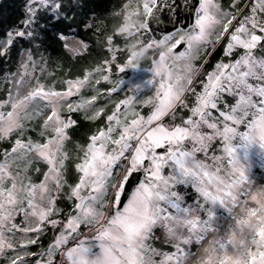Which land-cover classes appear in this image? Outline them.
<instances>
[{
    "label": "snow or ice",
    "instance_id": "1",
    "mask_svg": "<svg viewBox=\"0 0 264 264\" xmlns=\"http://www.w3.org/2000/svg\"><path fill=\"white\" fill-rule=\"evenodd\" d=\"M32 4L38 7L25 4L27 24L38 22L41 9L70 18L68 5L56 0ZM193 12L192 26L182 27ZM115 15L121 23L105 37L109 57L82 75L62 79L60 87L42 82L26 49L20 71L0 81L11 84L0 94V144L9 142L0 148V261L264 264V185L257 187L251 173L253 154L264 160V0H229L226 7L222 0H126ZM153 24L173 30L146 42L142 34L155 31ZM34 31L10 29L0 60L20 38L38 39ZM116 36L125 43L114 44ZM57 38L74 56L89 49L84 40L67 42L63 32ZM221 42L223 56L235 58L204 73ZM143 61L153 95H136L142 84L133 81V95L113 99L126 87L113 69L139 71ZM75 113L90 122L103 117V124L73 155L67 145L78 126ZM37 120L34 140L26 133ZM137 175L143 179L133 186ZM178 186L198 199L186 203ZM218 209L230 220L223 232ZM49 229L54 236L45 247L41 236ZM157 229L172 251L153 245ZM193 243L200 245L195 254L187 247Z\"/></svg>",
    "mask_w": 264,
    "mask_h": 264
},
{
    "label": "trees",
    "instance_id": "2",
    "mask_svg": "<svg viewBox=\"0 0 264 264\" xmlns=\"http://www.w3.org/2000/svg\"><path fill=\"white\" fill-rule=\"evenodd\" d=\"M57 1L68 5L64 11L66 14H70V18L64 19L63 17H60L57 19L53 12L48 11L45 14L43 9H41L40 12H38V22L27 24L25 21L28 19L29 14L26 10L25 4L28 3L33 7H37V5L32 4V0H0V41H3L5 34L10 29L14 31L35 30L34 34L39 37L38 39H32L25 36L24 38H20L13 45L9 55L0 60V81L5 78L10 80L12 74L20 71V64L26 59V49L31 51V54L37 62L36 75H40L43 78L47 76L48 79L50 77V81L56 82L57 87H60L59 81L62 79L80 76L86 68H91L96 62L100 61L102 56L99 51L98 41L100 39L103 40L108 31H110V34L113 33V29L118 23V18L115 15V12L126 3V0ZM49 17L53 18L49 19ZM85 22L92 23L93 28H84ZM97 25H99V30H97ZM61 32H63L67 38L76 37L77 39L87 42L89 44L88 51L79 56H74L72 53L68 52L64 47L65 41H61L57 38V34ZM114 40L115 43L118 42V44L124 42L120 36H116ZM233 57H235V55ZM224 58L223 42H221L216 46V49L211 56L207 58V63L204 64L203 72L207 73L212 70L215 63ZM42 62L45 68L44 73L39 71ZM200 62L201 61H197L196 63L199 64ZM48 73H52V75L49 76ZM202 77L203 74L200 79ZM50 81L46 83H50ZM5 87L11 88V84L0 83V94L3 93ZM84 94L91 95V91L85 90ZM104 102L105 101L102 100L98 103L103 104ZM147 110L148 108H144L143 111L147 112ZM184 115H187V113L185 112ZM73 118L78 120V126L70 130L72 140L68 143L67 147H69L72 153L75 154L77 152L75 145L87 143V138L90 133L97 127L102 126L103 117L99 121L90 122L87 119H84L81 113H75L73 114ZM34 124L35 123L32 122L29 125V131H27L26 136H30L35 140L39 138L37 135L39 132V126ZM32 128H35V131H33ZM8 145L9 142L4 141L0 144V148L8 147ZM39 166L42 169L44 167L42 163L39 164ZM181 190H185L187 201L192 202L193 198L196 196L194 190L189 186H186ZM156 234L161 236L159 229L156 230ZM53 236L54 230L49 229L41 236V244L46 247L53 239ZM153 243L161 249L173 250L163 236L159 237L158 240H153ZM191 245L194 247L193 244ZM32 248H37V246H32Z\"/></svg>",
    "mask_w": 264,
    "mask_h": 264
},
{
    "label": "rangeland",
    "instance_id": "3",
    "mask_svg": "<svg viewBox=\"0 0 264 264\" xmlns=\"http://www.w3.org/2000/svg\"><path fill=\"white\" fill-rule=\"evenodd\" d=\"M56 2H58V1L56 0ZM222 3L226 7L228 5V3H229V0H222ZM37 7H38V5H37ZM121 8L122 7L118 8L115 13L119 12ZM117 18H118V23L114 27V29L121 23V17L120 16H117ZM114 29H113V32H114ZM109 34H110V31H108L106 33V35L104 36V39L103 40L100 39L98 41L99 51H100V54L102 56L101 59H104V57L108 58L109 55H110V53H108L105 50V37L107 35H109ZM120 38H122V40H124V42L122 44H118V42L115 43V40H114V44L123 45L125 43V39L122 36H120ZM142 38L146 42L149 41V40L154 39L151 36V34H150L149 31L143 33L142 34ZM77 40H80V39H77L76 37H68L67 38V42L73 43V44H75V42ZM257 55H260V53H257ZM234 58L235 57H231V58H229V57L226 58L225 57L223 60H225V62H227L229 59H234ZM26 59H27V54H26ZM26 59H24L23 61H26ZM147 66H148V61H143L142 62V68H141V70H139V71H132V70L129 69V70H127L123 74L116 73V70L114 68L113 69L114 76L117 77V78H119V77L124 78L125 79V82H126V87L123 88V89H121L120 92L114 94L115 96H113V98L116 99V100H119V99L123 98L125 95H133L132 92H128L127 91V85L130 84L133 81L136 82V83L142 84L141 91L139 93H136V95L140 96L141 98L153 95V93H154V87L152 85H144V81H146L149 78H151V73H148V72H145V71L142 70L144 67H147ZM39 77L41 78L42 82H45L46 83V82L50 81V77H49V79L47 78V76L45 77L46 79L43 78V77H41L40 75H39ZM203 78L204 77H202L201 79H203ZM50 83H52V82L50 81ZM101 87H109V85L102 84ZM189 101L191 103V98H190ZM148 111H149V109L147 110V112H144L143 111V113L144 114H147ZM34 123H35L34 125L39 126L40 121L37 120V121H34ZM80 144H83V143H80ZM67 148L72 153V151L70 150V148L69 147H67ZM76 150L78 151V149H76ZM262 164H264V160H262L259 155H257V154L254 153L253 156H252V169H251V173H252V179H253V181H254V183H255V185L257 187L258 186H261V185H264V167H262ZM168 171H170V170L169 169L167 170V168H166L165 169V173H167ZM73 175H74V170L71 168V165H70V170H69V179H70V181H71V178H72ZM185 187L186 186H178L177 190L178 191H182L181 189H184ZM182 192H183V194L185 196L186 203H192L191 201H187L186 194H185V190H183ZM194 198H197L198 199V197H196V196ZM202 215H203V213H202ZM217 215H218V217H221L218 220V224L220 225L221 231L223 232V230L227 226V224L230 223V220L228 219V214L223 209H218L217 210ZM159 232H160L161 236H163L165 238L164 232L162 230H160V229H159ZM156 235L159 236V237H161L159 234H156ZM207 239H211V236H209ZM165 240H166V238H165ZM152 243H153V241H152ZM153 245H154V243H153ZM193 245H194V247L192 245H188L187 247L190 249V251L192 253L195 254V253H197V252L200 251V245L199 244H196V243H193ZM155 247L159 248L157 245ZM30 250H32V251H39L40 249L38 247L37 248H32L31 247ZM162 250H164V251H172V250H169V249H167V250L162 249ZM0 264H6V261H0Z\"/></svg>",
    "mask_w": 264,
    "mask_h": 264
},
{
    "label": "water",
    "instance_id": "4",
    "mask_svg": "<svg viewBox=\"0 0 264 264\" xmlns=\"http://www.w3.org/2000/svg\"><path fill=\"white\" fill-rule=\"evenodd\" d=\"M194 2V0H193ZM189 11L191 12V9H189ZM195 16V13L193 12L192 13V16H187L185 15L181 21V26L182 27H187V28H190L192 26V23H193V18ZM152 27L155 29V31H149L151 36L154 38V39H160L163 37V35L166 33V31H172V26L171 25H168L166 29L164 28H160L158 27L157 25L153 24ZM185 45L184 44H181L178 46V48L176 49L177 52L179 51H182L184 49ZM143 177L142 176H139L137 175L134 179H133V186H135V182L136 180H142Z\"/></svg>",
    "mask_w": 264,
    "mask_h": 264
}]
</instances>
